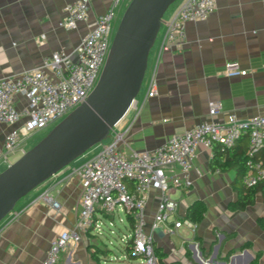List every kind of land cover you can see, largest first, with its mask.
<instances>
[{
	"label": "crops",
	"instance_id": "1",
	"mask_svg": "<svg viewBox=\"0 0 264 264\" xmlns=\"http://www.w3.org/2000/svg\"><path fill=\"white\" fill-rule=\"evenodd\" d=\"M72 1L0 0V77L34 68L59 48L72 50L113 3L92 0L87 20L76 29L66 30L60 22L64 6ZM127 2L123 0L114 10L113 24L122 16ZM186 32L185 44L164 53L161 59L159 93L147 100L133 122L129 116L125 118V125L131 124L121 144L125 151L152 149L174 133L205 120L225 121L232 112L242 119L264 115V0H217L208 18L186 23ZM229 64L246 69L247 74L228 76ZM210 100L222 102L215 116L208 113ZM9 129L0 126V145ZM248 146V138L243 136L228 153ZM21 154H15L13 161ZM214 157V149L201 147L194 164L202 173L193 170V185L171 194L180 202L181 216H187L196 201L204 202L206 209L196 230L182 226L168 234L161 227L153 229L161 192L154 188L149 191L146 228L154 235L155 247L165 253L164 264H251L257 252L261 253L259 264H264V228L259 224V219H264L263 195L258 192L255 203L245 209L231 208L237 198L231 186L236 172L234 168H212ZM217 158L224 162L226 155L218 154ZM78 162L36 187L5 218L0 264H41L50 241L62 229L75 225L81 187L76 176L68 175ZM50 187L62 205L59 210L34 202ZM95 236L90 230L81 240L72 241L61 253L59 264H102ZM245 244L248 246L240 249Z\"/></svg>",
	"mask_w": 264,
	"mask_h": 264
},
{
	"label": "built area",
	"instance_id": "2",
	"mask_svg": "<svg viewBox=\"0 0 264 264\" xmlns=\"http://www.w3.org/2000/svg\"><path fill=\"white\" fill-rule=\"evenodd\" d=\"M91 1L74 0L66 4L61 27L73 30L86 21ZM122 1L113 0L108 11L96 19L94 26L72 50L59 48L44 56L34 68L0 77V126H10L0 145V165L8 166L13 162L12 155L27 150L26 141L30 136L56 124L86 100L107 60L114 38V10ZM216 6L217 0H179L174 12L164 18L154 58L150 65L148 61L141 96L138 97L139 92L126 114L112 127L108 135L110 139L97 143L94 153L82 157L71 168L68 177L76 176L81 187L78 218L72 228L62 229L50 241L41 264H59L61 253L72 241L81 240L82 235L90 230L97 233L102 229V219L112 218L113 223L120 211L127 218V232L121 237L123 258L134 261V264H161L155 251L154 235L146 228L149 191L154 188L161 192L153 229L161 227L168 234L175 233L182 226L196 230L197 222L179 215L180 202L171 194L193 185V170L202 173L194 164L201 147H232L246 136L249 150L242 182L248 187L264 182V160L257 157L264 148L262 114L242 119L232 112L225 121L205 120L174 133L152 149L127 152L121 148L131 126L125 125V118L129 116L130 121H134L147 100L159 93L158 70L164 53L185 44L188 21L208 18ZM44 37L42 34L41 38ZM226 74L243 76L247 70L229 64ZM221 109V100L208 102L210 116L217 115ZM39 201L56 210L62 206L52 195L51 187L36 196L34 202ZM4 220L0 222V239ZM127 246L135 258L128 255Z\"/></svg>",
	"mask_w": 264,
	"mask_h": 264
},
{
	"label": "water",
	"instance_id": "3",
	"mask_svg": "<svg viewBox=\"0 0 264 264\" xmlns=\"http://www.w3.org/2000/svg\"><path fill=\"white\" fill-rule=\"evenodd\" d=\"M176 1L128 2L86 100L0 171V222L23 197L103 141L126 114L142 87L164 16Z\"/></svg>",
	"mask_w": 264,
	"mask_h": 264
},
{
	"label": "trees",
	"instance_id": "4",
	"mask_svg": "<svg viewBox=\"0 0 264 264\" xmlns=\"http://www.w3.org/2000/svg\"><path fill=\"white\" fill-rule=\"evenodd\" d=\"M178 1L179 0H177L176 2H178ZM174 4H172L170 6V8L173 7ZM229 148L230 147H221V146L215 147L214 148L215 157L211 161V166H212V168L219 167L222 170H228L230 168L235 169L236 173H235L234 179L231 182V186H232L233 190L236 192L237 198L234 202L231 203L230 207L233 209H245L247 206L255 203L256 194L258 192H261L263 195V198H264V182H261L258 185L253 186V187L246 186L242 182V176L246 172V160H247V156H248L249 146L247 148L241 149L239 152L233 153V154L228 153ZM218 154L226 155V159L224 162H220V160L217 158ZM257 157L264 160V148L261 149L257 153ZM205 209H206V206H205L203 201H196L188 209L187 217H189L190 219H192L195 222H199L204 216ZM128 220L132 224V222H133L132 218L129 217ZM259 224L262 228H264V219L263 218L259 219ZM246 246H248V244L247 245L245 244L244 246L240 247V249H243ZM126 250H127L128 255L131 258L136 257V256H132L129 246L126 247ZM155 251H156L157 255L159 256L161 264H164L163 263V257L165 256V253L160 248H156V247H155ZM260 256H261V253L257 252L256 256H255V258L251 264H259ZM171 264H174V263H171Z\"/></svg>",
	"mask_w": 264,
	"mask_h": 264
},
{
	"label": "rangeland",
	"instance_id": "5",
	"mask_svg": "<svg viewBox=\"0 0 264 264\" xmlns=\"http://www.w3.org/2000/svg\"><path fill=\"white\" fill-rule=\"evenodd\" d=\"M129 1L130 0H128V2ZM128 2H127V4H128ZM177 3L178 2H176L175 4H177ZM172 8L173 7H171L170 9L167 10L164 18H167L169 16L170 12L173 10ZM120 18L116 21V23L114 22L113 36L115 35V32H116L117 26L119 24ZM162 32H163V28L160 29L156 43L153 46V48L151 49L150 56H149V65L152 63V60L154 58L155 50H156V47H157L158 42L160 40V37L162 35ZM143 88H144V84H143ZM142 91H143V89L140 91L138 97L141 96ZM58 122H56V123H58ZM54 125L55 124L43 129L40 132L33 134L32 136H30L26 141L27 148L32 147L36 142H38ZM109 139H110V136L105 138V141H108ZM97 146H98V144L94 145L83 156L78 157L76 160L71 162L69 165H72L75 162L80 161L81 158L82 157L84 158L86 155L88 156V155L94 153L97 150ZM12 158L14 159L15 155H12ZM5 167H6V165L1 166L0 171H2ZM119 215L120 216H118V215L115 216L113 223H111L112 218L102 219V225H101L102 229L96 233L95 237L97 239V246L99 247V251L97 252V254H98V256H100V258H101L100 261L102 264H134V261L127 262L123 258L121 237H122L123 233L127 232L126 231L127 218H126V215L124 214L123 211H120ZM111 230H113V232Z\"/></svg>",
	"mask_w": 264,
	"mask_h": 264
}]
</instances>
